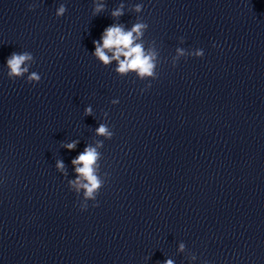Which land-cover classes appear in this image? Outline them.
I'll return each mask as SVG.
<instances>
[{"label": "clouds", "instance_id": "1", "mask_svg": "<svg viewBox=\"0 0 264 264\" xmlns=\"http://www.w3.org/2000/svg\"><path fill=\"white\" fill-rule=\"evenodd\" d=\"M33 6H29V10H32ZM142 5L136 4L134 10L137 13H141ZM123 4L117 7L111 12L113 18H119L124 14ZM105 4L97 3L94 0L93 16L98 15L104 11ZM66 7L61 4L56 10V16L61 17L66 12ZM148 28V24L142 20H138L133 24L130 30H125L123 25L112 24L106 27L101 35L99 41H93L95 51L94 57L100 61L104 66L117 62L115 72L121 76L126 75L129 72H135L141 80L151 78L155 80L158 78L156 73L158 52L155 49H146L141 40ZM183 42V41H181ZM111 53V55H109ZM185 55V49L176 48V56L173 58V66L180 57ZM203 50H195L191 53V56L203 57ZM34 63V57L30 52L12 53L7 59L8 77L10 79L22 78L27 76V82L32 84H38L41 80V76L36 72H29L31 64ZM151 85H147L150 87ZM143 91V89L141 90ZM113 105L118 104V99L111 101ZM93 109L91 106L85 108V115H92ZM107 116L108 113H105ZM96 134L104 136L107 139H111L114 135L113 131L106 124H100L96 129ZM78 141H73L64 145L68 150L75 149ZM102 147V142L97 145ZM97 147L87 146L82 153H80L75 159L72 160V164L75 166V172L77 178L75 180L68 181L70 190H74L75 193H82V200L80 203L81 210H87L88 201H95L100 189L103 186V181L98 175L97 161L100 158V153L97 151ZM56 168L65 176V167L62 161L56 162ZM94 207L97 205H93ZM184 249V245H180V250ZM164 264H174L171 259H168Z\"/></svg>", "mask_w": 264, "mask_h": 264}]
</instances>
